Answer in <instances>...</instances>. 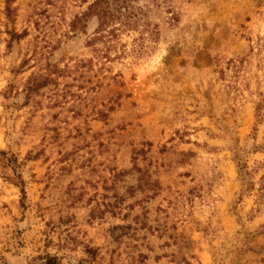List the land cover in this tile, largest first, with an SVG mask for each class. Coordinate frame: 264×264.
Listing matches in <instances>:
<instances>
[{"label": "rangeland", "instance_id": "1", "mask_svg": "<svg viewBox=\"0 0 264 264\" xmlns=\"http://www.w3.org/2000/svg\"><path fill=\"white\" fill-rule=\"evenodd\" d=\"M94 1L0 0V264H264V0Z\"/></svg>", "mask_w": 264, "mask_h": 264}, {"label": "trees", "instance_id": "2", "mask_svg": "<svg viewBox=\"0 0 264 264\" xmlns=\"http://www.w3.org/2000/svg\"><path fill=\"white\" fill-rule=\"evenodd\" d=\"M90 13L95 15L98 19V28L95 31V39L103 43L105 49H109L115 38L117 37L116 31L119 29L116 27L115 21L117 19H123V25L128 26L131 22L136 21V15L130 11L128 0H95L90 6ZM123 11V13H122ZM122 15L124 17H122ZM48 73L47 76H49ZM46 76V77H47ZM45 79V78H44ZM29 82V87L33 85ZM25 264H61L58 256L50 255L48 253L44 255H38ZM79 264H92L88 260H82Z\"/></svg>", "mask_w": 264, "mask_h": 264}]
</instances>
